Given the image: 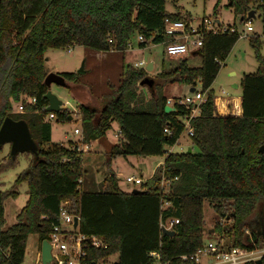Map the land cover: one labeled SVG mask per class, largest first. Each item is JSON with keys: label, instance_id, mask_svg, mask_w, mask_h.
Masks as SVG:
<instances>
[{"label": "trees", "instance_id": "trees-1", "mask_svg": "<svg viewBox=\"0 0 264 264\" xmlns=\"http://www.w3.org/2000/svg\"><path fill=\"white\" fill-rule=\"evenodd\" d=\"M219 2L216 0L213 9ZM224 5L240 11L241 20L244 11L248 13L252 7L254 13L261 10L264 15V0H226ZM165 17L189 19L178 10L166 11L165 0H0V123L5 116L24 119L37 145L36 152L26 151L31 158L12 188L0 189V264L22 262L29 233L37 235L40 245L57 223L58 207L65 200L67 209L79 216L78 231L101 239L103 245L85 248L87 258L100 259L101 264L112 254L116 257L111 264H151L155 258L151 251L158 252L161 260H169L168 264H189L179 255L191 254L204 244L203 199L218 214H223V202L229 200L231 225L215 224L229 235L231 244L226 245L250 250L264 244V55L259 52L256 34L249 36V44L257 68L243 73L239 83L241 115L215 113L211 88L239 34L236 29L208 31L197 49L199 66H189L184 56L178 57L175 66L155 74L152 85L139 84L147 88V98L136 89L147 71L123 66L113 98L99 109L79 104L81 137L68 140L66 145L50 142L51 126L44 117L51 111L46 110L43 97L47 90L43 83L48 72L46 49L83 45L100 51H123L134 34L162 42ZM146 42H138L139 47ZM60 74L67 80L75 75ZM196 80L204 98L198 114L190 118L189 139L198 151L169 152L166 146L177 141L184 129L182 117L190 109L175 104L174 111L166 112L161 86L164 82L194 85ZM11 101L22 102L23 111L10 112ZM52 113L58 120L69 115L64 106ZM113 121L118 126V138L109 144L106 161L129 154L165 153L162 174L168 179L166 192L160 186V167L138 187L140 193L121 190L113 173L104 176L102 189L89 185L92 176L82 166L79 144L103 141ZM15 155L9 152L8 159H0V171L13 165ZM20 182L27 184V198L16 221L2 228L3 201L16 195ZM256 209L258 219L250 221L248 217ZM166 218L178 219L172 225V235L160 231L159 221ZM244 227L249 229L253 243L243 241ZM260 258L264 263V253ZM247 264L256 263L251 260Z\"/></svg>", "mask_w": 264, "mask_h": 264}, {"label": "rangeland", "instance_id": "rangeland-1", "mask_svg": "<svg viewBox=\"0 0 264 264\" xmlns=\"http://www.w3.org/2000/svg\"><path fill=\"white\" fill-rule=\"evenodd\" d=\"M226 0H220L216 9H213L216 0H165V9L168 12L179 11L182 15H189L192 25H197L203 16L210 19L218 18L224 24H228L236 29L239 36L230 48L220 68L211 83V88L214 94L225 95L226 93L238 94L240 92V78L245 72L255 71L257 62L254 57V51L249 44V36L256 34L259 37L260 46L259 52L264 55V15L261 10H256L254 16L247 18V11H244L245 18L240 19L241 12L235 11L233 7L224 5ZM254 7H252L253 9ZM250 20L252 29L246 30L245 22ZM129 42L131 47L127 46L123 51L114 50L108 53H101L100 50H95L83 45H71L69 47H49L46 49L45 65L48 72H72L75 73L72 80H65V85H58L51 83L48 88L51 92L56 94L63 102L70 119L58 120L57 116L49 117L45 115L44 119L50 123V142L61 143L66 145L68 140L75 141L81 137V133H75L74 128L80 127V112L79 104L86 103L94 108L99 109L102 105L113 98L117 92L119 85L120 74L122 67L132 65L134 62L140 60L144 64L139 66L145 69L147 63L152 61L154 64L153 69L147 71V76L154 78L155 74L161 69H169L178 63V57H170L165 53V42H151L147 41L143 47H139L137 34L130 37ZM186 63L189 66H199L201 57L193 51H188L184 56ZM83 66V72L77 70ZM234 83L238 84L234 87ZM138 92L142 93L145 98L149 96V92L145 86L136 84ZM193 86L194 90H190ZM202 92L201 83L196 80L194 85L184 82H164L161 86V92L165 97L168 96H192L194 91ZM22 103L20 101H11L10 112H15L16 105ZM116 122H112V126L105 133V139H116L114 136L117 133ZM107 145V144H106ZM102 146L101 149L97 148L96 142H91L88 149H83L84 142L79 146L82 150L81 158L85 165L91 166L94 170L98 171V176L103 177L108 173L109 163L106 161L107 150L109 145ZM191 146L189 137L186 131L183 130L179 135L177 141L166 146L169 152H182ZM104 147H106L104 149ZM192 151L197 152L198 149L192 145ZM10 152V143H3L0 148V159H8ZM165 153L158 155H138L129 154L126 156H116L111 161L118 174V182L123 189L131 191L133 188L139 187L132 183L126 182L124 177L127 174L141 176L143 180L149 179L150 174L155 171L156 166L164 159ZM31 158V154L26 151L18 152L15 155L14 163L0 171V189L8 190L12 188L14 180L18 173H20L26 166ZM91 173V171H90ZM92 176V173L90 174ZM102 182L96 185L95 189L100 190ZM27 184L20 182L16 189L17 193L14 196H8L3 201V217L4 222L2 228H7L16 221V214L19 212L25 200ZM163 192L168 190V185L164 183ZM231 205L229 200L223 202V214L215 212L213 207L209 204L207 199H203V242L207 240L222 241L224 244H231L229 235L225 230L220 231L216 228V222L220 226H229L232 219L229 217L231 212ZM248 219H258V209L253 211ZM262 223V222H261ZM261 232H264L262 226ZM248 235L245 239V235ZM245 236V237H244ZM253 243V238L249 235V229H243V241ZM251 257L256 259L264 253V244L259 243L256 247L251 249ZM40 252V245L35 233H29L26 238L25 251L22 262L20 264H34L35 253ZM116 254L110 255L105 264H111L115 260Z\"/></svg>", "mask_w": 264, "mask_h": 264}, {"label": "built area", "instance_id": "built-area-1", "mask_svg": "<svg viewBox=\"0 0 264 264\" xmlns=\"http://www.w3.org/2000/svg\"><path fill=\"white\" fill-rule=\"evenodd\" d=\"M250 18V17H247ZM246 30H251L250 20L244 23ZM233 31L234 27L224 24L219 21L218 18H208L203 16L199 24L192 25L191 19L185 20L183 18H169L165 17L163 20V34L165 36V53L170 57H183L188 51H196L202 44L203 34L205 32H223ZM138 42L148 41L141 34L137 35ZM127 46L131 47L130 42H127ZM144 64L143 60L132 63V66L139 67ZM203 100V93L194 91L192 96H168L166 97V104L173 105L181 104L189 107V114L182 117L184 129L186 135L189 137L192 134V127L190 124V118L199 112V103ZM34 101V98H31ZM23 104L16 105L15 112H22ZM49 117L53 116L52 112H49ZM166 130V128H164ZM75 133H81V129L74 128ZM88 144H84L83 149L87 148ZM82 149V150H83ZM157 167L161 168L160 186L168 182V179L164 177L163 161L159 163ZM155 168V169H156ZM152 175V174H151ZM150 178V177H149ZM126 182L134 185L141 186L145 181L141 176H135L133 174H127L124 177ZM138 188V187H137ZM68 201H63L58 207L57 223H54L45 238L50 244L51 259L48 264H101L102 261L89 260L87 258L85 248L87 246L99 247L103 245L100 238L91 235L86 236L78 231L79 216L73 211H69L66 207ZM76 216V226H73V217ZM176 218H166L159 221V228L172 229V225L177 222ZM1 250V247H0ZM253 251L236 245H226L222 241L207 240L201 247L197 248L191 254L179 255L180 260L189 261V264H247L249 261L254 260L251 257ZM151 255L155 258L151 264H168L169 260H161L160 255L156 251H151ZM34 264H41L40 252L35 253Z\"/></svg>", "mask_w": 264, "mask_h": 264}, {"label": "water", "instance_id": "water-1", "mask_svg": "<svg viewBox=\"0 0 264 264\" xmlns=\"http://www.w3.org/2000/svg\"><path fill=\"white\" fill-rule=\"evenodd\" d=\"M247 17L254 16V10L251 9L248 11ZM241 19V18H240ZM194 53H197V50L194 51ZM152 62L149 61L145 67L146 71H150L152 69L151 67ZM83 66L81 64V67L77 70V72H83ZM66 79L57 72H47L43 78V83L47 86V90L44 92L43 97L47 100L46 110L51 112H57L62 107V100L53 92H51L48 88V86L51 83H55L58 85H66ZM153 79L149 76H144L140 81L139 84H146L148 86L152 85ZM236 85V84H233ZM190 90H194V87L191 86ZM164 110L166 112L168 111H174L175 106L165 104ZM71 118V115H68V119ZM9 142L10 143V154L15 155L18 152L22 151H29V152H36L37 145L35 141L32 139L28 125L24 119H13L10 116H5L1 123H0V144ZM260 150H262L260 148ZM187 152L191 151L190 146L186 149ZM132 193H140L142 192L139 188H133L131 189ZM76 216L73 217V226H76ZM262 222V219H261ZM174 232L173 229H167L162 227L161 233L172 235ZM51 259V253H50V244L46 239H43L40 243V262L41 264H48ZM254 262L256 264H264L261 261V258L258 257L254 259Z\"/></svg>", "mask_w": 264, "mask_h": 264}, {"label": "crops", "instance_id": "crops-1", "mask_svg": "<svg viewBox=\"0 0 264 264\" xmlns=\"http://www.w3.org/2000/svg\"><path fill=\"white\" fill-rule=\"evenodd\" d=\"M112 51H114V50H112ZM112 51H100V52L101 53H108V52H112ZM151 67L153 69V67H154L153 62L151 64ZM234 84H236V83H234ZM237 86H238V84L234 85V87H237ZM212 91H213V89H212ZM240 93H241V90H240V92L238 94H231V93H229V94L226 93L225 95H220V94L217 95V94H214V98H213L214 112L215 113H218V114H221V115H225V114L226 115H233V116H239V115H241V113H242V107H241V95H240ZM216 97H219L218 99H220V100H216ZM203 98H204V94H203ZM215 101L217 102L218 108H217V105H216V102ZM238 103H239V105H238ZM63 105L64 104L62 103V106ZM233 112H235V113H233ZM111 126H112V123H111ZM116 129H117V133H114V136L115 137H118V126H116ZM116 140H117V138L116 139H113V140H109L107 138V140H106L105 137H104V140L103 141H100V140H97V139L96 140H90L88 142V147L85 148V149H88L89 148L91 142H96L97 143V148L98 149L99 148L101 149L102 146H105L106 144L109 145L110 143H113ZM105 148L106 147H104V149ZM114 158H112V159H114ZM112 159H111V161H112ZM111 161L109 162V167L107 168L108 169V173L107 174L113 173L115 175V177L117 178V185H118V187L121 190L126 191L125 189H123L121 187V185L118 182V174L120 173V171H117L113 166H111ZM82 166H84L85 168H88L89 171H91V173H92V181H91V183L89 185L90 186H93V187H97L96 185H99L100 182L103 181L104 176L102 178L99 177L97 170H94L89 165H85L83 162H82ZM151 174H150V176H151ZM101 185H102V187H101V189H102L105 186V183L102 182Z\"/></svg>", "mask_w": 264, "mask_h": 264}]
</instances>
